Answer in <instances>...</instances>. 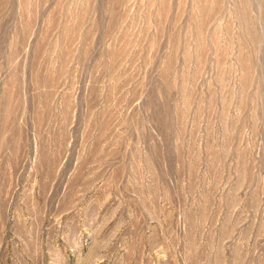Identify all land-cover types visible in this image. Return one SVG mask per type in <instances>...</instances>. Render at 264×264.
<instances>
[{
    "label": "rangeland",
    "instance_id": "374dc122",
    "mask_svg": "<svg viewBox=\"0 0 264 264\" xmlns=\"http://www.w3.org/2000/svg\"><path fill=\"white\" fill-rule=\"evenodd\" d=\"M0 264H264V0H0Z\"/></svg>",
    "mask_w": 264,
    "mask_h": 264
}]
</instances>
